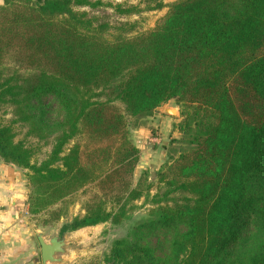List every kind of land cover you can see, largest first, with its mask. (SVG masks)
<instances>
[{
    "label": "trees",
    "instance_id": "1",
    "mask_svg": "<svg viewBox=\"0 0 264 264\" xmlns=\"http://www.w3.org/2000/svg\"><path fill=\"white\" fill-rule=\"evenodd\" d=\"M100 3L0 4V70H17L0 72V107L15 114L0 121V160L26 170L32 219L56 223L79 199L62 231L118 222L156 182L152 216L91 264H264V0H178L152 29L112 37ZM46 98L59 119L35 113ZM170 100L192 146L136 180L132 123ZM19 122L53 137L43 160L16 140Z\"/></svg>",
    "mask_w": 264,
    "mask_h": 264
},
{
    "label": "rangeland",
    "instance_id": "2",
    "mask_svg": "<svg viewBox=\"0 0 264 264\" xmlns=\"http://www.w3.org/2000/svg\"><path fill=\"white\" fill-rule=\"evenodd\" d=\"M99 1L101 2L99 7L91 11L109 21L110 25H112V28L109 29V36L112 37L113 34L129 28H131L129 34L152 29L157 24V21L167 13L170 4L178 0H164L162 8L151 10L146 8L143 0ZM117 5L124 7L139 6L141 11L133 12L132 14H121L115 7ZM84 9L90 10V7H85ZM124 23L125 25H123ZM15 71L17 70L10 66L0 70L3 76L12 75ZM42 107L45 109L43 116L45 120L49 118L54 121L60 118L58 107L51 98L41 100L35 108V113H41ZM184 109L185 107L182 104L177 103L175 100H170L156 110L154 114H157V117L153 114L149 117L138 118L132 123L131 139L140 147L141 151L140 161L135 170L136 180L146 169L155 172L164 168L168 163L176 159L181 152L192 146L191 140L195 129L193 128V123H191L189 131H185V126L183 125L184 116L182 115ZM14 118L15 114L12 106L0 107L1 122L11 123ZM148 123H151V125H148ZM14 127L16 140L23 141L33 149V161L39 162L43 160L52 148L53 137H43V133L40 131L29 133L30 130L34 129L30 123L19 122L15 123ZM155 140V143L152 142ZM156 191L157 184L155 182L149 196H143L133 201L130 204L131 207L125 215L120 217L118 222L109 220L94 225L91 230L83 229L85 228L83 227L75 231H67L68 240H71V245L77 252L74 264H83L85 260H87L88 264H91L96 257L103 256L110 250L116 238H134L136 236V227L152 216L151 210L155 207V203L152 201L151 196ZM68 206L67 211L58 222L43 226L48 230L46 234L48 238L55 234L61 235L64 223L70 221L74 216L84 213L83 205L79 199H74ZM70 232L75 233L72 238L70 237Z\"/></svg>",
    "mask_w": 264,
    "mask_h": 264
},
{
    "label": "crops",
    "instance_id": "3",
    "mask_svg": "<svg viewBox=\"0 0 264 264\" xmlns=\"http://www.w3.org/2000/svg\"><path fill=\"white\" fill-rule=\"evenodd\" d=\"M29 192L26 170L0 160V264H44L37 230L45 227L32 219ZM76 254L74 248L69 250L68 264H74Z\"/></svg>",
    "mask_w": 264,
    "mask_h": 264
},
{
    "label": "water",
    "instance_id": "4",
    "mask_svg": "<svg viewBox=\"0 0 264 264\" xmlns=\"http://www.w3.org/2000/svg\"><path fill=\"white\" fill-rule=\"evenodd\" d=\"M47 229H38V239L41 245V257L44 264H68L66 255L73 249L68 240L67 231L61 235L55 234L48 238Z\"/></svg>",
    "mask_w": 264,
    "mask_h": 264
}]
</instances>
